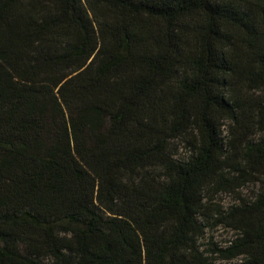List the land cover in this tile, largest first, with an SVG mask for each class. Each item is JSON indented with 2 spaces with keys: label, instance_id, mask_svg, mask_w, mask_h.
<instances>
[{
  "label": "trees",
  "instance_id": "trees-1",
  "mask_svg": "<svg viewBox=\"0 0 264 264\" xmlns=\"http://www.w3.org/2000/svg\"><path fill=\"white\" fill-rule=\"evenodd\" d=\"M214 256L264 264V0H0V264Z\"/></svg>",
  "mask_w": 264,
  "mask_h": 264
},
{
  "label": "rangeland",
  "instance_id": "rangeland-1",
  "mask_svg": "<svg viewBox=\"0 0 264 264\" xmlns=\"http://www.w3.org/2000/svg\"><path fill=\"white\" fill-rule=\"evenodd\" d=\"M226 131V130H225ZM225 136L227 133L225 132ZM179 156L186 158L190 153L187 146L179 144ZM259 190L258 185H248L238 193H222L215 197H211L210 210L206 212V217L200 218V222L205 227V234L199 241L200 249L210 256L211 251L217 247L220 249L227 248L235 239L236 234L224 225H216L215 219L220 213H226L233 207L239 206L244 201H252ZM213 264H239L241 260L226 262L217 256L212 260Z\"/></svg>",
  "mask_w": 264,
  "mask_h": 264
}]
</instances>
